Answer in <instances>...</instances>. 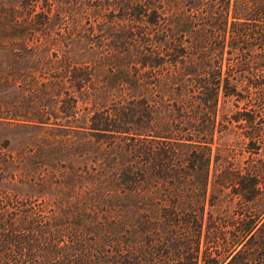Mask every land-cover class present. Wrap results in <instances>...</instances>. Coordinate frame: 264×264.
Here are the masks:
<instances>
[{"label":"trees","instance_id":"obj_1","mask_svg":"<svg viewBox=\"0 0 264 264\" xmlns=\"http://www.w3.org/2000/svg\"><path fill=\"white\" fill-rule=\"evenodd\" d=\"M0 264H264V0H0Z\"/></svg>","mask_w":264,"mask_h":264},{"label":"rangeland","instance_id":"obj_2","mask_svg":"<svg viewBox=\"0 0 264 264\" xmlns=\"http://www.w3.org/2000/svg\"><path fill=\"white\" fill-rule=\"evenodd\" d=\"M2 135H3V134H2V130L0 129V138L2 137Z\"/></svg>","mask_w":264,"mask_h":264}]
</instances>
